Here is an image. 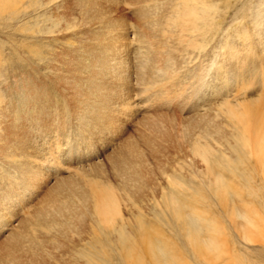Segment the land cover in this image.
Returning <instances> with one entry per match:
<instances>
[{"label": "bare ground", "instance_id": "1", "mask_svg": "<svg viewBox=\"0 0 264 264\" xmlns=\"http://www.w3.org/2000/svg\"><path fill=\"white\" fill-rule=\"evenodd\" d=\"M219 1L0 0L21 35L10 58L27 60L3 83L21 108L0 95V233L26 217L0 264H250L251 244L264 248V99L199 113L212 68L238 66L235 40L249 43L227 30L204 59ZM166 120L188 125L164 147L169 131L153 134ZM117 141L107 162L92 151Z\"/></svg>", "mask_w": 264, "mask_h": 264}, {"label": "rangeland", "instance_id": "2", "mask_svg": "<svg viewBox=\"0 0 264 264\" xmlns=\"http://www.w3.org/2000/svg\"><path fill=\"white\" fill-rule=\"evenodd\" d=\"M214 1V0H212ZM224 1V2H223ZM227 0H221V2L219 1V6L221 7V10L218 11V14L215 15V24H214V27L216 25V27H212L211 24H208L207 25V29H205V37H203V41L205 43H209V47H208V51H206V54L204 56V59H208L210 60L211 58H213V46H219L221 42L220 40L224 37V33L225 31L229 30V34H231V31H234L232 32V36H238L236 33L237 31H245L244 33L247 34L248 38H249V43L247 45H243L242 43V40L241 39H238V40H235L238 44H239V48H240V52L238 53L239 57H240V61H239V64L238 66H235L232 67L231 65H227L226 67L218 70V71H215L217 67H214L212 68V71L213 73L210 72V75L207 77V81L209 82V87L205 89V92L208 93V95H206V97L202 100L204 101H201L200 105L201 107H199V113H203L205 112L206 109H208L207 107L210 108L213 107V105H215V108H220V106H216L218 105L219 103L221 102H225V101H228L231 102V103H235V102H238L239 100H249V101H252L254 100V98L256 99L257 97L260 98V99H264V50H263V44L260 42V30L263 28L264 26V0H228L229 3L227 2ZM251 3H250V2ZM262 1V2H261ZM241 2V4H240ZM249 2V4H248ZM259 2V3H257ZM263 3V4H262ZM252 4V5H251ZM232 6V7H231ZM241 6V7H240ZM236 8V9H235ZM222 9H225V10H222ZM261 10V11H260ZM236 11V12H235ZM263 11V12H262ZM126 12H129L128 10ZM221 12V13H220ZM224 12V13H222ZM235 12V14L233 13ZM239 12V13H238ZM242 12V13H241ZM238 13V14H236ZM241 15V16H240ZM262 17V18H261ZM218 18V19H217ZM259 18L263 21V25H260V26H257L256 24L258 22H260ZM221 22H220V21ZM235 20V21H234ZM245 20V21H244ZM250 20V22H249ZM234 21V22H233ZM243 21V22H242ZM223 22V23H222ZM227 22V23H226ZM219 24V26L217 25ZM222 24V25H221ZM226 24V25H225ZM230 27H229V25ZM239 24V25H238ZM245 24V25H244ZM250 24V25H249ZM12 25H14L12 23ZM232 25V26H231ZM247 25V26H246ZM218 26V27H217ZM0 50L3 49L4 52H3V56H2V52H0V83L2 84L1 85V88H3V90L0 88V95L5 97L6 95H8L9 93V87L7 84H3L9 80H12L13 79V72L15 71V73L17 74L19 71L17 70H13V69H10L11 71L13 72H10L8 73L9 71V68H11L10 66H12L13 64L17 65V66H14L13 65V68H18L21 64H24L27 62H24L23 63V60L17 58H13L15 57L16 54H14V49L12 48H15V47H19V49H21L20 47L22 46H18L19 43H21V35H20V31H15V26H11L9 25L6 20H2L0 19ZM225 27V28H224ZM247 27V28H246ZM250 27V28H249ZM253 27V28H252ZM260 27V28H258ZM13 28V29H12ZM214 28V29H213ZM219 28V29H218ZM11 29V30H10ZM217 29V30H216ZM231 29V30H230ZM234 29V30H233ZM238 29V30H236ZM7 31V32H6ZM208 31V32H207ZM236 31V32H235ZM248 31H251V32H248ZM15 32V33H14ZM216 32V33H214ZM11 33V34H10ZM19 33V35H15ZM214 33V34H213ZM256 33V34H255ZM10 34V35H9ZM16 37H15V36ZM259 35V36H258ZM19 36V37H18ZM221 36V37H220ZM208 37V38H207ZM218 37H220L221 39H219ZM252 37L254 39H252ZM18 38V40H17ZM215 39V41L212 42V40ZM252 39V41H250ZM2 40V41H1ZM11 40V41H10ZM254 40V41H253ZM19 41V42H18ZM4 44H3V43ZM2 43V44H1ZM236 43V44H237ZM237 44V45H238ZM259 44V46L257 45ZM3 45L5 47H3ZM7 45V46H6ZM241 46H242V49H241ZM247 46V47H246ZM244 48V49H243ZM251 49V51H249ZM2 50V51H3ZM7 50V51H6ZM13 50V51H12ZM246 50V51H245ZM13 54H11L12 52ZM30 50L27 49V52ZM11 52V53H10ZM26 52V53H27ZM244 52V53H243ZM247 52V53H246ZM255 52V53H254ZM10 53V54H9ZM211 53V54H210ZM247 55H246V54ZM243 54V55H242ZM5 55V56H4ZM10 55L13 56L11 57L13 59V62H12V59L10 58ZM208 55V56H206ZM248 56V57H247ZM10 59H9V58ZM2 58V59H1ZM5 58V59H4ZM8 60V61H7ZM16 60L17 63H16ZM254 60V61H253ZM260 60V61H259ZM211 61V60H210ZM260 65H259V63ZM22 62V63H20ZM208 64H210L209 61H207ZM7 63V64H6ZM10 65V66H8ZM237 65V64H236ZM257 65V66H256ZM2 66V67H1ZM5 66V67H4ZM7 67V69H5ZM9 67V68H8ZM250 67V68H249ZM255 67V69H254ZM263 69L260 71V69ZM4 68V69H3ZM232 68V69H231ZM248 68V69H247ZM258 68V69H257ZM2 70V71H1ZM229 72H228V71ZM215 72L217 73H221L222 75V72H225L222 76L220 77H217L215 76ZM244 72V73H243ZM8 73V75H7ZM247 73V74H246ZM4 74V75H2ZM11 74V75H10ZM214 74V75H213ZM236 74V75H235ZM218 75V74H217ZM243 75H247V77H245V82L244 83H241V79H243ZM254 75V76H252ZM230 76V78H229ZM249 76V77H248ZM211 77V78H210ZM224 77V78H223ZM252 77V78H251ZM255 77V78H254ZM261 77V79L259 78ZM15 78V77H14ZM215 78V79H213ZM218 78V79H217ZM211 80V81H210ZM216 82H215V81ZM219 80V81H218ZM232 80V81H231ZM241 80V81H240ZM224 81V82H223ZM236 81V82H235ZM258 81V82H256ZM218 82V83H217ZM232 82V83H231ZM248 82V83H246ZM216 83V84H215ZM219 83H222L219 85ZM233 85H231V84ZM251 83V84H250ZM259 83V84H258ZM262 83V84H261ZM211 84H213L215 86V90H212L210 89L211 88ZM235 84V85H234ZM238 84V85H237ZM253 84V85H252ZM257 84V86H256ZM218 85V86H216ZM229 85V86H227ZM231 85V86H230ZM247 87H246V86ZM250 85V86H249ZM252 85V86H251ZM255 85V86H254ZM260 85H263V88L260 86ZM3 86V87H2ZM5 86V87H4ZM254 86V87H253ZM222 87V88H221ZM234 87V88H233ZM242 89H240V88ZM233 88V89H231ZM259 88V89H258ZM261 88V89H260ZM8 89V91H6ZM231 89V90H230ZM236 89V90H235ZM247 89V90H246ZM217 90H221V92H216ZM224 90V91H223ZM227 90H230L227 91ZM261 90V91H260ZM5 91V92H4ZM210 91V93H209ZM215 92V97H214V94L212 92ZM223 91V93H222ZM212 93V94H211ZM219 93H222V94H219ZM263 96H262V95ZM220 95V96H219ZM226 95V96H225ZM232 95V96H231ZM262 97H261V96ZM12 96V97H11ZM11 96H7L5 99H3L4 101V104L7 106L8 109H15V105L18 106L19 108H21L20 104H19V98L20 96L18 94H14L11 95ZM212 96V97H211ZM223 96V97H222ZM250 96V97H249ZM18 97V98H17ZM227 97L229 99H227ZM253 97V98H252ZM17 100H16V99ZM22 98V97H21ZM212 98V100H210ZM235 98V99H234ZM207 99V100H206ZM224 99V100H223ZM221 100V101H220ZM233 100V101H232ZM182 103H186L185 101H183ZM215 103V104H214ZM13 107V108H12ZM191 107H187L185 109H183V111H181L180 107L178 106H175V108H172L169 109L168 113L171 115V116H174V114H179V115H182V117L186 118L188 117V115H192L193 113V110L194 109H190ZM188 109V111H187ZM54 111V110H53ZM215 111L218 113L220 111V109H215ZM213 112V116H215L216 112ZM53 113V112H52ZM184 113V114H183ZM222 118V117H220ZM225 120V118H223ZM179 122V123H178ZM187 123V121H186ZM185 121L183 120H176L175 122H171L170 120H166L164 121L163 123V126L161 128H159V130L157 132H155L153 135H155L157 138L158 137H162V136H165V134L169 131V134H171L170 138H168L167 136H165L167 139H170L169 142L170 143H166L164 147H167V146H171L172 142L174 141V139L177 137L178 134H180L182 131H183V127H185L186 124ZM181 124V125H180ZM183 124V125H182ZM133 125V124H132ZM178 126V128H177ZM182 126V128H181ZM173 128V129H172ZM181 129V130H180ZM197 129H200L199 127H197ZM178 130V132H177ZM167 131V132H166ZM181 131V132H180ZM166 132V133H165ZM158 133V134H156ZM125 136V134H124ZM123 136V137H124ZM174 136V137H173ZM160 141L157 142V144L159 143ZM118 146H120L119 142H115V144H110V145H105V146H101L100 145H97V148L94 149L92 148V151H96V153H98V158H100V160H103V161H106V157L108 154H110L112 151L115 150V148H117ZM163 148V147H162ZM153 152H155L154 150H151ZM176 156V155H175ZM179 157V156H176V158ZM184 157V156H183ZM96 160H99V159H96ZM94 161V160H93ZM107 162V161H106ZM152 165V163H151ZM42 193V190L40 192V194ZM44 197L41 196L40 199L42 200ZM22 209V208H21ZM19 212V210L17 211ZM21 212L23 211H20V215H21ZM216 213H219V210L216 209L215 210ZM18 214V216H16L15 218H12L10 223H8L9 225L6 226V230L3 232L0 233V242H2L5 237L7 236V234H9L10 232H13V231H17L15 228H16V224H17V220L16 218L19 220L23 217V214L20 216ZM25 215V214H24ZM20 217V218H19ZM26 220V217L24 216L22 218V220ZM15 221V222H14ZM13 230V231H12ZM49 232V230H44L42 227H37L36 230L34 231V233L37 234V236L39 237V239H42V240H46L49 238V236L47 235V233ZM170 233V232H169ZM46 237V238H45ZM103 237H100V239H102ZM3 239V240H2ZM76 239L78 240V243H79V240L81 239V236H76ZM92 239L93 240H90V244H92V246L94 245H99L100 244V239H95L93 236H92ZM2 240V241H1ZM103 243V242H102ZM1 245V243H0ZM252 248L250 247V250L248 252H252L251 253H248V252H244V255L246 257H244V260L246 261V263H249L250 264H264V248L263 247H258L260 245V243H256V244H251ZM254 246V247H253ZM107 251H108V248H107ZM250 254V255H249ZM257 254V255H256ZM260 254V255H259ZM248 255V256H247ZM254 256V257H253ZM262 256V257H261ZM109 258L113 259V256H109ZM260 259V260H259ZM110 262V261H109ZM117 257H115L114 259V262L113 264H117ZM108 264V263H107Z\"/></svg>", "mask_w": 264, "mask_h": 264}]
</instances>
